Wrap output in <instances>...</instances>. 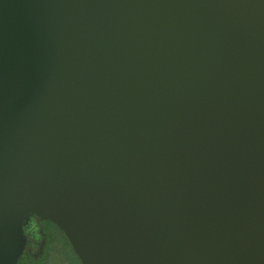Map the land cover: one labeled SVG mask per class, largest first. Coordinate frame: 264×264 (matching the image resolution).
I'll return each mask as SVG.
<instances>
[{
	"label": "water",
	"instance_id": "obj_1",
	"mask_svg": "<svg viewBox=\"0 0 264 264\" xmlns=\"http://www.w3.org/2000/svg\"><path fill=\"white\" fill-rule=\"evenodd\" d=\"M35 218L81 264H264V0H0V264Z\"/></svg>",
	"mask_w": 264,
	"mask_h": 264
},
{
	"label": "rangeland",
	"instance_id": "obj_2",
	"mask_svg": "<svg viewBox=\"0 0 264 264\" xmlns=\"http://www.w3.org/2000/svg\"><path fill=\"white\" fill-rule=\"evenodd\" d=\"M49 227L51 232L57 238V244L55 245L52 254L47 259V264H81L64 233L56 226L49 225Z\"/></svg>",
	"mask_w": 264,
	"mask_h": 264
},
{
	"label": "flooded vegetation",
	"instance_id": "obj_3",
	"mask_svg": "<svg viewBox=\"0 0 264 264\" xmlns=\"http://www.w3.org/2000/svg\"><path fill=\"white\" fill-rule=\"evenodd\" d=\"M45 220L35 218L30 222L26 237H27V247L23 253H30L33 257L37 258L44 251L47 243V234L43 232L42 225ZM22 255V257H23Z\"/></svg>",
	"mask_w": 264,
	"mask_h": 264
},
{
	"label": "trees",
	"instance_id": "obj_4",
	"mask_svg": "<svg viewBox=\"0 0 264 264\" xmlns=\"http://www.w3.org/2000/svg\"><path fill=\"white\" fill-rule=\"evenodd\" d=\"M46 223V225H45ZM42 225L43 232L47 234V243L44 248V251L41 255H39L37 258L33 257L30 253H25L23 257L20 258L18 264H47V259L49 256L52 254V251L55 248V245L57 244V238L55 235L51 232V229L49 225L55 226L53 223L50 221H46ZM67 238V237H66ZM68 240V239H67ZM69 242V241H68ZM59 243V242H58ZM71 245V244H70ZM72 248V246H71ZM73 250V248H72ZM74 251V250H73ZM75 253V252H74ZM76 254V253H75ZM77 256V255H76ZM78 257V256H77ZM79 259V258H78ZM81 263V262H80Z\"/></svg>",
	"mask_w": 264,
	"mask_h": 264
}]
</instances>
